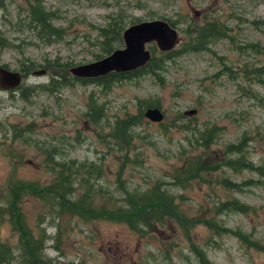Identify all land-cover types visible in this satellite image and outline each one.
<instances>
[{"label":"rangeland","instance_id":"rangeland-1","mask_svg":"<svg viewBox=\"0 0 264 264\" xmlns=\"http://www.w3.org/2000/svg\"><path fill=\"white\" fill-rule=\"evenodd\" d=\"M27 1L4 0L0 6V36L10 44L0 45V68L23 76L17 90H0V201L8 208L0 216V242L18 247L13 208L35 236L45 231L48 256L65 262L199 264L192 250L197 248L212 264H264V254L242 237L216 235L204 223L264 242V169L234 172L223 166L228 147L238 145L246 163L264 167V86L244 74L245 68H264V0H42L64 32L51 43L39 41L26 26ZM118 13L127 17L125 28L132 20L175 22L176 56L161 62L159 78L140 74L109 90L75 82L69 69L101 56L99 28ZM209 24L223 38L207 51H193L190 40ZM156 51L157 58L167 53ZM31 63L33 71L27 70ZM41 70L44 74L34 75ZM141 104L156 105L163 119L144 118L130 131L118 129L143 113ZM185 126L212 129L216 137L208 148L197 149ZM70 161L95 164L100 170L95 185L116 200L125 192L167 190L188 220V233L173 219L142 232L104 221L70 228L68 217L54 220L30 188L51 183L52 164ZM193 168H201L199 179L180 187ZM17 182L24 191L15 203ZM224 182L236 187L227 189ZM230 201L249 210L219 209Z\"/></svg>","mask_w":264,"mask_h":264},{"label":"trees","instance_id":"trees-1","mask_svg":"<svg viewBox=\"0 0 264 264\" xmlns=\"http://www.w3.org/2000/svg\"><path fill=\"white\" fill-rule=\"evenodd\" d=\"M27 12L29 22L26 26L34 33L36 38L41 42H57L62 40L64 32L62 28L55 26L54 21L56 16L53 12L46 10L42 0H28L27 1ZM4 0H0V6H3ZM110 22L99 28V38L101 40V56L97 57L96 60L106 55H110L114 50L121 48L122 32L127 26L126 16L121 13L114 14L109 17ZM175 27V22L169 19H162ZM112 21V22H111ZM138 20H132L129 22L133 25ZM223 38L216 33L215 26L209 24L204 28H201L195 32V39L190 40V44L193 43V51H207L209 46ZM195 42V44H194ZM0 45L6 47L10 44L2 39L0 36ZM252 51H256L255 45L250 46ZM151 60L149 63L141 68L127 75L111 73L107 76L91 79V80H78L74 79L75 82H89L97 87H101L105 90H109L114 84L122 82L130 77H135L140 74H145L152 77L159 78V72L161 71V62H167L173 59L176 55L174 51L167 53H160L161 58H157L156 48L150 46ZM31 65V66H30ZM27 70L33 71L35 66L31 63ZM247 67V66H246ZM4 69H7L6 67ZM23 72H26L22 70ZM244 74L255 75L258 80L256 83L261 82L264 86V80L261 76H264V68H245ZM71 83H65L70 85ZM64 85V86H66ZM52 93V92H51ZM156 105H142L140 110L143 113L136 119L129 117L128 119L120 122L118 129L122 132L130 131L133 127L138 124V121L144 120V113L149 109H156ZM185 131L190 132L192 135L191 139L199 148H208L215 139L214 130L209 128L198 129L196 127L189 128L185 126ZM240 144L239 146L243 145ZM56 154V153H55ZM237 154L235 160H231L227 155ZM241 150L238 145H231L225 152V162L223 166L231 171L240 172L241 170L247 169L248 171L260 172L264 169L263 166L257 169L250 162H245L244 157L241 155ZM227 157V158H226ZM189 164V163H188ZM190 166V165H189ZM200 170L194 168L189 169L183 179L180 180V187L187 181L199 179L201 176ZM50 175H53L51 183L40 187L38 183L32 184L30 191L33 195L38 198L42 204L48 209L51 217L54 220L62 221L64 217L69 218L68 225L70 228L75 223H92V222H108L115 224H124L129 226L131 229L142 232V228L154 224H163L168 219H173L174 223L184 232L188 233L190 225L187 224L188 220L179 211V206L176 204L172 194L167 190L154 188L151 191L147 189L140 193L125 192V196L119 200L114 199L110 194L105 193L100 186L95 185L97 177L100 176V170L95 164H88L85 162H56L52 164L50 169ZM15 191L13 192L12 199L15 197V203L19 202L23 197L24 185L20 182L14 184ZM224 187L227 189L234 188L236 186L229 182H224ZM26 187V186H25ZM79 191V193H77ZM82 191V193H81ZM13 203V200H12ZM11 207V206H10ZM5 202L0 201V216L6 215L4 212L7 210ZM219 209L224 211H232L238 213H245L249 208L244 205H240L236 201L225 202L220 205ZM13 208L10 209L9 215L11 217V224L16 232L19 234V243L16 250L8 248L0 242V264H9L11 261H15L16 264H83L82 262H65L62 260L54 259L46 253L47 236L43 229H39L38 235L33 234V230L28 227L25 223V218L19 213L15 216ZM44 217L39 220L43 222ZM205 225L216 235L221 233H231L236 235L238 238L242 237L244 243L253 247L257 251L264 254V242H257L249 240L246 235H242L240 232H233L231 230L224 229L222 225L215 222H204ZM195 225H192L193 227ZM193 253L199 264H212L206 257L203 250L193 248ZM17 251V254H16Z\"/></svg>","mask_w":264,"mask_h":264},{"label":"water","instance_id":"water-1","mask_svg":"<svg viewBox=\"0 0 264 264\" xmlns=\"http://www.w3.org/2000/svg\"><path fill=\"white\" fill-rule=\"evenodd\" d=\"M123 48L114 50L110 55L93 62L69 69L72 77L78 79L101 78L110 73H129L145 67L151 60L149 50L155 45L160 52H169L179 43L178 31L166 21L155 19L133 24L122 32ZM44 70L34 72L42 75ZM21 77L18 72L0 68V90L10 91L19 87ZM192 116L194 111L187 113ZM152 122H160L163 115L158 109H149L144 114Z\"/></svg>","mask_w":264,"mask_h":264},{"label":"flooded vegetation","instance_id":"flooded-vegetation-1","mask_svg":"<svg viewBox=\"0 0 264 264\" xmlns=\"http://www.w3.org/2000/svg\"><path fill=\"white\" fill-rule=\"evenodd\" d=\"M169 24V23H168ZM170 25V24H169ZM123 42V41H122ZM178 45V44H177ZM176 45V46H177ZM122 48V47H121ZM118 49H120V48H118ZM130 73H132V72H129V73H119V74H122V75H127V74H130ZM74 78V77H73ZM75 79H78V78H75ZM94 79H96V78H94ZM78 80H91V79H78ZM87 82V81H86ZM145 117V116H144Z\"/></svg>","mask_w":264,"mask_h":264},{"label":"bare ground","instance_id":"bare-ground-1","mask_svg":"<svg viewBox=\"0 0 264 264\" xmlns=\"http://www.w3.org/2000/svg\"><path fill=\"white\" fill-rule=\"evenodd\" d=\"M106 57V56H105ZM104 58V57H103ZM102 59V58H101ZM99 60V59H98ZM4 69V68H3ZM111 74V73H110ZM116 74V73H115ZM107 76V75H106ZM20 77H21V81H22V75L20 74ZM74 79H75V77H74ZM19 87H17L16 89H14V90H17ZM14 90H10V91H14Z\"/></svg>","mask_w":264,"mask_h":264}]
</instances>
